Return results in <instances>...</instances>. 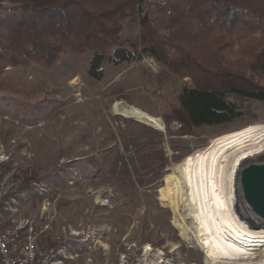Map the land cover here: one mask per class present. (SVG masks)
<instances>
[{"label":"rangeland","instance_id":"rangeland-1","mask_svg":"<svg viewBox=\"0 0 264 264\" xmlns=\"http://www.w3.org/2000/svg\"><path fill=\"white\" fill-rule=\"evenodd\" d=\"M164 1L144 0L138 4L143 14L123 20L116 42L137 47L139 57L106 61L101 78L89 73L91 48L67 50L50 67L0 61V146L34 171L35 184L26 187L21 211L50 223L54 234L64 228L67 234L79 231L71 235L69 253L74 258L67 264H82L93 254L79 241L82 237L100 247L96 262L113 258L121 243L137 242L165 250L178 245L180 253L190 252L191 263L205 264L206 255L195 239H183L172 223L169 176L176 162L207 147L214 136L264 121V101L228 95L241 108L229 121L203 126L187 122L180 94L194 79L174 67L184 55L204 61L217 44L195 32L187 19L162 16ZM145 14L149 28L141 21ZM151 32L162 45L163 58L142 51ZM250 33L247 38L225 37L215 51V63L264 85V68L258 62L263 44ZM75 77L77 84L71 82ZM17 99L31 103V110L18 108ZM117 102L119 107L142 108L164 127L119 114ZM251 161L264 162V151Z\"/></svg>","mask_w":264,"mask_h":264},{"label":"trees","instance_id":"trees-1","mask_svg":"<svg viewBox=\"0 0 264 264\" xmlns=\"http://www.w3.org/2000/svg\"><path fill=\"white\" fill-rule=\"evenodd\" d=\"M7 1L0 3V61L5 64L36 62L50 67L67 50L91 48L89 73L101 78L106 61L120 63L139 57L137 47L121 46L116 36L124 19L143 14L138 4L144 0ZM161 12L172 19H187L195 32L212 37L217 44L210 51L212 56L204 61H192L184 55L174 67L176 73L194 79V84L186 83L180 94L190 125L232 119L241 108L228 95L264 101V85L238 70L218 67L214 56L225 37L247 38L251 30L252 39L263 44V56L258 62L264 68V0H165ZM141 21L150 27L147 14ZM142 51L161 57L162 45L152 32L145 37ZM17 100L18 108L26 109L31 104Z\"/></svg>","mask_w":264,"mask_h":264},{"label":"bare ground","instance_id":"bare-ground-1","mask_svg":"<svg viewBox=\"0 0 264 264\" xmlns=\"http://www.w3.org/2000/svg\"><path fill=\"white\" fill-rule=\"evenodd\" d=\"M77 79L71 82L77 84ZM115 109L127 117L164 127L157 116L138 106L119 107L117 102ZM263 151L261 121L216 135L207 147L174 164L167 188L174 213L172 223L183 239H195L207 264L247 259L251 253L248 246L264 240V222L251 218L256 215L241 194L238 177L241 165Z\"/></svg>","mask_w":264,"mask_h":264},{"label":"built area","instance_id":"built-area-1","mask_svg":"<svg viewBox=\"0 0 264 264\" xmlns=\"http://www.w3.org/2000/svg\"><path fill=\"white\" fill-rule=\"evenodd\" d=\"M30 183L35 184L33 169L22 165L0 146V264H67L74 258L69 253L71 235L80 233L70 231L67 234L64 228L61 233L54 234L50 223L24 215L21 203ZM255 215L251 217L254 222H264L263 217ZM79 241L93 252L82 264H194L189 261V251L180 253L178 247L165 250L163 246L137 242L119 244L113 258L108 257L106 249L109 247H104L103 256L108 258L96 262L100 247L89 242L87 237ZM248 247L251 253L247 259L216 261L215 264H264V240Z\"/></svg>","mask_w":264,"mask_h":264},{"label":"water","instance_id":"water-1","mask_svg":"<svg viewBox=\"0 0 264 264\" xmlns=\"http://www.w3.org/2000/svg\"><path fill=\"white\" fill-rule=\"evenodd\" d=\"M238 177L244 199L254 213L264 218V162L245 161Z\"/></svg>","mask_w":264,"mask_h":264}]
</instances>
